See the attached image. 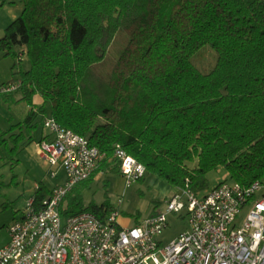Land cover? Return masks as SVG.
Here are the masks:
<instances>
[{
    "label": "trees",
    "instance_id": "obj_1",
    "mask_svg": "<svg viewBox=\"0 0 264 264\" xmlns=\"http://www.w3.org/2000/svg\"><path fill=\"white\" fill-rule=\"evenodd\" d=\"M23 4L0 39L7 54L20 46L30 63L20 78L0 85L21 81L6 94H21L30 106L11 128L21 129L17 136L26 139L22 129H33L41 114L44 126L48 114L87 137L105 158L84 183L100 172L121 174L118 143L176 189L204 192L208 174L220 167L232 182H264V0ZM119 30L129 40L106 79L94 67ZM206 45L217 54L208 73L192 60ZM37 187L32 197L39 204L51 191L43 182ZM64 199V217L92 211L102 218L115 208L107 201L82 206L74 188Z\"/></svg>",
    "mask_w": 264,
    "mask_h": 264
},
{
    "label": "built area",
    "instance_id": "obj_2",
    "mask_svg": "<svg viewBox=\"0 0 264 264\" xmlns=\"http://www.w3.org/2000/svg\"><path fill=\"white\" fill-rule=\"evenodd\" d=\"M20 83L0 86V94L16 91ZM44 122L46 138L36 148L51 166V177L63 169L65 179L41 203L35 197L28 200L24 214L9 226L0 264H264L263 181H224L201 193L187 185L166 199L165 212L152 213L133 226L121 223L117 207L102 218L92 211L64 217V198L92 176L105 153L53 117ZM114 158L127 184L145 175L146 166L119 143ZM245 206L249 212L239 222ZM185 210L189 230L161 245L168 214Z\"/></svg>",
    "mask_w": 264,
    "mask_h": 264
},
{
    "label": "rangeland",
    "instance_id": "obj_3",
    "mask_svg": "<svg viewBox=\"0 0 264 264\" xmlns=\"http://www.w3.org/2000/svg\"><path fill=\"white\" fill-rule=\"evenodd\" d=\"M23 8V0L0 3V39L4 37L6 27L21 14ZM128 40V33L119 30L106 53V58L95 65L94 68L106 79ZM22 49L17 46L7 54L0 46V85L13 78H20L21 70H29L27 56L19 54ZM192 60L201 71L208 73L216 65L217 54L211 46L206 45L198 50ZM20 96L18 93L0 95V248L9 241V226L24 214L28 200L35 194V186L43 182L44 186L51 188L63 183L65 179L63 169H60L56 178L51 177V166L36 148L43 133L47 132L41 122L42 114L36 117L33 129H22L26 139L16 135L21 129H11L14 124L24 121L30 110L28 102ZM47 116L52 118L48 114ZM208 178L210 188L230 181L224 167L211 171ZM78 190L83 196L82 206H88L92 202L101 205L107 201L120 210L121 223L133 226L154 212H165V201L175 193L176 188L149 172L131 184H127L119 173L101 172L94 180L78 183L74 191ZM119 200H122L121 204ZM248 212L249 206H245L238 216L239 222L246 220ZM167 221L169 225L159 238L161 245H167L190 228L186 210L181 213H169Z\"/></svg>",
    "mask_w": 264,
    "mask_h": 264
},
{
    "label": "crops",
    "instance_id": "obj_4",
    "mask_svg": "<svg viewBox=\"0 0 264 264\" xmlns=\"http://www.w3.org/2000/svg\"><path fill=\"white\" fill-rule=\"evenodd\" d=\"M38 97H39L40 99H37ZM41 102H43V98H42L40 95H35V97H34V103H35V104H41ZM45 134H46V132L43 133V136H42V137H44ZM37 150H38V149H37ZM38 185H39V184H37V185L35 186L36 189L38 188V187H37ZM52 188H53V187L48 188V189L51 191ZM176 190H177V189H176Z\"/></svg>",
    "mask_w": 264,
    "mask_h": 264
}]
</instances>
